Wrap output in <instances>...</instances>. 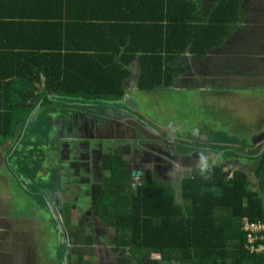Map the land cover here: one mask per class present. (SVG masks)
<instances>
[{
    "label": "trees",
    "instance_id": "1",
    "mask_svg": "<svg viewBox=\"0 0 264 264\" xmlns=\"http://www.w3.org/2000/svg\"><path fill=\"white\" fill-rule=\"evenodd\" d=\"M40 1L46 2L43 9L35 8L36 4L33 0H0V43L4 46L10 41L13 48L25 49V52L9 53L5 52L6 46L0 47V81L5 79L4 82H0V97L14 87L11 82L14 78H23V81H26L27 87L23 92L26 93L29 88H36L41 76H45L48 79L46 89L58 97L67 98L85 93L86 95L83 96L90 101L103 100L105 97V101L111 102L123 99L125 97L123 82L128 74L122 70L121 65L116 64L115 59L112 60L116 66L114 72L104 77L91 74L92 62L102 53L91 55V52H78L77 46L68 45L67 30L73 22L69 18H64L67 15H64L63 11L68 9L73 1ZM86 1H83L82 8H88ZM96 1L100 4L102 0ZM116 1L128 9L145 12L151 8L147 6L155 3L163 4L165 0ZM241 1L215 2L212 16L205 25L210 29L214 28V32L220 35H214L209 28H205L203 37L207 44L206 49L217 44L220 38L223 40L228 36L226 25L231 21L233 23L239 20ZM193 3L199 4L196 1ZM101 9L102 6L94 9L93 12ZM188 9V6L184 7L183 15ZM90 16L94 15L90 14ZM93 20L96 19L90 18V23H93ZM172 24L176 27L174 28L176 33L165 31V34L160 36L157 53L154 50H139L133 43L121 42V40L114 45L130 46V50L123 54L131 56V59L122 60L124 64L139 57L142 65L140 88L144 92L151 93L172 84L173 75L170 69L167 71L165 68V62L180 56L185 48L184 44L188 45L195 39L189 34V30L196 32L192 21L186 20L183 16L182 19L176 16L172 18ZM88 25L79 26L78 31H87ZM90 26L93 29L94 25ZM161 29L163 28H160V31ZM154 41L155 39L148 38L142 45ZM120 54L117 52L115 56ZM97 63L106 70L104 65L108 62L97 60ZM77 87L80 89L78 90ZM0 103H4L3 106L0 105L1 118L3 109L7 108L8 100L0 98ZM8 106H11V103ZM4 115L6 116L5 112ZM0 136L7 137L9 134L5 130H0ZM34 149L40 154L36 155ZM33 150L30 160L34 161L32 165L37 166L29 171H32L35 180L38 177L34 172L40 169V165L37 164L39 158L45 156L41 153H44L42 146ZM28 165L29 163L27 168ZM257 167L258 186L262 187L264 157ZM107 170H111L110 167H107ZM216 172L218 173L213 177L196 175L180 184L181 198L190 203L188 210L178 207L173 196L159 184L155 187L147 186L146 190L150 191L139 190L138 193H130L127 187L123 189L119 186L111 187L109 196L116 194L123 195L120 198L131 199V212L121 213L116 209L108 211V214L114 218L112 226L120 236L121 244L130 247L133 253L170 252L172 257L168 256L169 263L264 264V256L253 255L246 250V233L242 230L245 220L251 223L264 221V193L254 192L244 179L237 178L227 182L220 169H216ZM18 173L23 172L18 171ZM165 257L159 258L164 262L167 261Z\"/></svg>",
    "mask_w": 264,
    "mask_h": 264
},
{
    "label": "crops",
    "instance_id": "2",
    "mask_svg": "<svg viewBox=\"0 0 264 264\" xmlns=\"http://www.w3.org/2000/svg\"><path fill=\"white\" fill-rule=\"evenodd\" d=\"M72 1L70 7L63 11V14L67 15L64 18H69L73 22L67 30L68 45L77 46L78 52H91V55L102 53L92 62L90 66L91 74H99L104 77L114 72L116 66L112 60L115 59L116 64L121 65L122 70L128 74L123 82L126 96L123 101L126 103L131 99L129 102L135 108L137 107L133 101L137 100L140 108L145 110L155 111L156 113H163L165 110L170 113L171 110L177 111L180 109L183 110L185 116H189L185 112L187 106L185 101L187 98L200 97L204 99L206 96L214 97L222 92L223 88L219 85H222L224 81H235L239 84L247 83L242 87H238L239 90H245L251 82L249 79L243 80L237 71L234 73L231 71L232 66H235V61L230 56V51L235 53L239 61L245 57L244 53L247 50L248 36L251 33L248 32L246 18L255 10L256 0H242L239 3L240 13L238 17L241 22L237 20L236 22L232 23L231 21L228 23L226 25L228 27L226 30L228 34L226 35L228 36L223 40L220 38L217 44L208 49H206L207 44L203 37L205 28H209L214 35H220L214 32V28L210 29V27L205 25V22L209 21L212 16L217 0H183V3H180V0H165L163 4L155 3L147 6V8H151L145 12L128 9L125 5L118 4L116 0H102L100 4L96 0H87V9L82 8L84 0ZM193 1L199 4L196 5ZM33 2L36 4L35 8L42 9L46 3L40 0H33ZM182 5L183 7H181ZM101 6V11L93 12L94 9ZM153 6L156 7L153 8ZM186 6L189 9L183 15L184 7ZM144 8H146L145 5ZM90 14L94 16H90ZM176 16H180V19L183 16L186 20L193 22L196 32L189 30V34L195 39L188 45L184 44L185 48L180 56H175L174 59L165 62V68L167 71L170 69L173 75L172 84L166 88L157 89L152 93L153 95L143 93L140 88L142 65L139 57L124 64L122 60L131 59V56L128 57L123 54L130 50V46L122 44L116 47L114 45L121 40V42L133 43L135 48L137 47L139 50H154L157 53L160 36L164 35L165 31L171 34L176 33L174 29L176 27H173L172 24V18ZM90 18L96 20L90 23ZM85 24H89L87 31L82 30L79 32V26H84ZM90 25H94L93 29L90 28ZM239 27L241 30H238ZM160 28L164 30L161 29L160 31ZM169 28L173 30L167 31L166 29ZM148 38L155 39V41L142 45ZM237 40H241V42L231 48L230 44ZM49 41L52 42V40ZM11 45L12 42L10 41L4 46L0 43V47H7L5 52H25V49L13 48ZM117 52L121 54L116 57L115 54ZM97 60L108 62L107 65H104L106 70L101 68ZM228 60H230V63L226 64ZM98 79L96 80L98 81ZM4 80L2 79L0 82H4ZM47 81L48 79L45 76H41L36 88L31 87L26 93H23L27 87L26 81H23V78H14L11 81L14 87L10 88L6 94L2 91L4 94L0 97L3 100L7 99L8 104L11 103V106L7 104V108L3 109L6 116L2 112V117L0 118V130H5L9 134L7 137L0 136V264H62L58 233L54 229V224L51 221L50 224H47V217L44 218L41 212L32 209V193L37 191V187L20 183L16 176L18 174L17 170L11 169V166H18V171L26 175V177L20 178H29V181L34 180L32 171L30 172L29 168H27V163H34V161L30 160L33 148L49 146V143L51 141L54 142V140L55 144H57L58 140H60L58 134L62 127L69 131L70 128L77 129L80 128L79 125L84 126L85 122L82 121L81 124H78L80 119L73 118L75 113L83 115L88 111L85 109H96L101 107L102 104L97 105L94 102H87L88 98L83 96L85 93L71 96V100L68 97H58L46 89ZM255 82L252 80V83ZM215 88L216 92L210 93ZM77 89L79 90L80 88L77 87ZM223 91L229 92V90ZM61 100H69L72 103H68V106H65ZM3 104L0 103L2 106ZM8 107L13 108L9 109ZM69 114L72 115V118H69ZM201 116H205L212 121L207 113ZM212 123L216 125L215 122L212 121ZM258 127L261 129V126ZM53 128L54 133L52 132ZM228 129L230 132L235 133L234 129L230 127ZM236 133L239 136V129ZM79 137L80 141L85 142L93 139L95 142L100 140L98 136L97 138L90 137L87 139L86 136L79 134ZM33 151L36 152V155L40 154L37 149ZM41 153L42 156H45L43 152ZM108 171L110 175V170ZM260 188L258 186L255 189H251L254 192L262 193ZM108 193L109 203L106 205L115 206V209L118 210V203L122 195L111 194L109 196ZM13 196L17 203L27 205V208L22 211L16 209L11 198ZM36 200L42 202L38 197ZM112 228L114 229L113 226ZM116 236V244L124 247L137 258L145 254V251L133 253L130 247L121 244L120 236L118 234ZM88 244L90 243L82 241L80 247H74L70 253V258H66V261L69 260V264H89L88 258L90 256L97 260L93 246L91 245L90 247ZM71 246L72 242L70 249H72ZM117 249L120 250V248ZM80 255L82 256L81 260L79 258ZM153 257L155 259L151 261L152 264H177L169 263L168 257H165L167 261L164 262L159 257L154 255ZM95 259L93 261H96Z\"/></svg>",
    "mask_w": 264,
    "mask_h": 264
},
{
    "label": "flooded vegetation",
    "instance_id": "3",
    "mask_svg": "<svg viewBox=\"0 0 264 264\" xmlns=\"http://www.w3.org/2000/svg\"><path fill=\"white\" fill-rule=\"evenodd\" d=\"M256 1L255 10L246 18L247 28L250 30L248 32L251 33L248 36L245 57L239 61L235 53L230 51V56L236 64V68L232 66L231 71L233 73L237 71L245 81L249 79L263 83L259 85L261 92H264V26H261L264 24V18H262L264 17V2L263 0ZM238 42L241 40L233 41L230 47L234 48ZM229 83L230 81H224L219 86L224 87ZM214 92L216 88L210 93ZM68 99L71 100V96ZM98 101L96 103L97 105L102 104L101 107L87 108L85 109L88 110L86 114L75 113L73 118L80 119L78 124L83 121L90 125L93 118L104 119V123L96 122L99 126L96 130L94 127L87 129L81 125H79L80 128H70L69 131L62 127L58 134L60 140L54 148L56 149L54 156L60 164H63L71 191L74 187L70 197L73 202L72 207L65 212L63 217L66 220L71 218L75 220L71 230V247L73 250L74 247H80L82 241L89 242L88 246H93L97 257L96 260L90 256L89 264H94L93 259L97 264H152L151 261L155 259L153 255L172 257L170 252L160 253V255L144 252L145 254L137 258L127 249L116 244L117 236L112 228L114 218L108 214V211L115 210L116 207L106 204L109 203L108 190L116 187L119 180L125 183L118 186L122 189L129 188L130 193H138L139 190L150 191L146 190L147 186L155 187L159 184L165 187L169 195L173 196L178 207L187 210L190 203L181 198L180 184L196 175L213 177L218 173L216 169H220L227 182L240 178L255 189L256 185L251 182V179H257V165L264 157L262 154L264 153V123L255 133L247 132L248 144L246 132H243L242 128L239 129V137L236 132H230L228 128L224 129L220 124L213 125L212 121L205 116H185L183 110L180 109L171 110L170 113L165 110L163 113H156L146 109L144 113L146 116H141L143 108H140L139 103L136 105L137 108L131 106L134 110L126 108L122 101L117 104L120 108L110 109L106 104L101 103L104 99ZM87 102L95 101L87 100ZM123 114L135 118L140 125L155 130L162 141L158 139L140 141L138 131H136L135 141L118 140L117 138L121 137L122 133L116 130L117 122L124 118ZM68 116L72 118L71 114ZM109 123L115 130L113 141L85 142L79 140V134L88 138H97L99 129L103 131L102 134L111 136ZM214 128L222 134H229L233 142L229 144L215 142L211 137V133L215 131ZM52 132L54 133V128ZM239 140L244 143H240ZM50 150L48 146L44 148L45 156L50 153ZM234 150L241 154H233ZM43 160L39 158L37 164L40 165V169L34 174L45 178L50 173L44 171ZM32 166L35 168L37 165ZM107 167L111 169L110 175ZM52 173L55 174V171ZM17 179L20 180V177L17 176ZM118 206V212H131V199L120 198ZM54 229L56 230V225ZM115 248H120V250Z\"/></svg>",
    "mask_w": 264,
    "mask_h": 264
},
{
    "label": "water",
    "instance_id": "4",
    "mask_svg": "<svg viewBox=\"0 0 264 264\" xmlns=\"http://www.w3.org/2000/svg\"><path fill=\"white\" fill-rule=\"evenodd\" d=\"M133 103L137 105V100H134ZM145 110V109H143ZM107 116V113H106ZM124 118L117 122V128L118 132L122 133L121 137H118V140L121 141H135L136 140V131H138V134H140V141H153V140H160L162 141V138L159 137V134L152 129H148L145 126H142L139 124V122L126 114H123ZM112 120L111 118H109ZM63 122V121H62ZM96 122L104 123V119L99 120L98 118H93V121H91L88 125L87 122H85L84 126L89 129L94 127L96 130L99 126ZM124 122V123H123ZM54 123V122H53ZM52 123L53 127L54 124ZM126 124V126L124 125ZM84 127L83 125H81ZM105 126V125H104ZM110 129L109 132L111 136H107L102 134V130H98V138L100 140L98 141H113L115 139L114 132L115 130L112 128L111 123H109ZM103 127V126H100ZM125 131L126 134L124 133ZM133 134V135H131ZM88 139V137H86ZM92 142H95L94 139L91 140ZM256 143V142H254ZM43 148H46V146H42ZM49 148H51L50 153L47 155V157H42L44 171L49 172L50 175L48 177H38L37 179L33 181H28L25 178H20L19 182L23 185H32L37 187V191L35 193H32V206L33 210L37 212H41L42 216L44 218L47 217L46 223L50 224V221L56 225V231L58 232V241L60 243V256H61V263L62 264H69V260L66 261V258H70V253L72 249H70V244L72 240L71 230L72 226L74 225L75 220L71 218L70 220L64 219L65 212L68 211V209H71L73 202L70 200L71 194L73 192L74 187H69L70 183L68 181V176L63 168V164H60L54 154H55V143L50 142ZM264 154V153H262ZM19 169V167H17ZM29 169H33L32 164L28 165ZM203 170V169H202ZM55 171V174L52 172ZM18 172V170H17ZM23 173H18L17 176L22 177ZM210 176V174H207ZM26 177V175H24ZM258 187V182H257ZM8 188V187H7ZM9 189V188H8ZM42 200V202H39L37 199ZM41 203V204H40Z\"/></svg>",
    "mask_w": 264,
    "mask_h": 264
},
{
    "label": "rangeland",
    "instance_id": "5",
    "mask_svg": "<svg viewBox=\"0 0 264 264\" xmlns=\"http://www.w3.org/2000/svg\"><path fill=\"white\" fill-rule=\"evenodd\" d=\"M261 26H264V24H261ZM238 30H241L240 27L238 28ZM229 63H230V60L226 62V64H229ZM235 68H236V64H235ZM246 84L247 83L239 84L238 82L233 81L224 87L222 86L223 90H229V92H224L223 90H221L222 92H220V94H217L214 97L206 96L204 99H201L200 97L187 98V100L185 101V104L187 105L185 108V112L189 116L190 115L201 116L202 114L207 113L213 122H215L216 124L222 125L224 129L230 127L234 129L235 132H237L238 129L242 128V131L246 132V140H247V143L249 144L247 132L251 131L255 133L259 129L258 126L264 123V92H261V87L259 85L263 83H259L257 81L255 83H252L251 81L250 84L247 85L245 90L238 89V87H242L243 85H246ZM141 92L147 94V92H144L142 90ZM152 93L153 92L149 94H152ZM152 95H145V96H152ZM123 99L121 100L119 99V101H115V102L104 100L105 102L101 101V103L106 104L107 107H109L110 109H113V108L117 109V108H120L117 104L120 101H122V104L126 108L134 110L131 107V104L129 102L131 99L127 101L128 103L127 102L124 103ZM61 102H63L65 106H68V103H72L71 101H65V100H61ZM96 102H99V101H95L94 104ZM113 103H116V104H113ZM145 111L146 110H142L141 116L143 115L146 116L144 114ZM211 137L213 138L215 142L220 141L222 143L224 142L228 144L230 142H233L229 134H222L217 129H215V131L211 133ZM239 142L244 143L242 140H239ZM232 153L236 155L241 154V152H238L235 150L232 151ZM11 169L18 170V168L15 166L14 167L11 166ZM251 182H254V185H256L257 187V182H259V180L252 178ZM124 183L125 182L123 180H119L117 182V186L123 185ZM261 188H262V192L264 193L263 191L264 184ZM11 198L14 201V204H15L14 206L16 209H19L20 211H22L27 208V205H22L20 203H17L14 196ZM94 264H97L96 261H94Z\"/></svg>",
    "mask_w": 264,
    "mask_h": 264
},
{
    "label": "built area",
    "instance_id": "6",
    "mask_svg": "<svg viewBox=\"0 0 264 264\" xmlns=\"http://www.w3.org/2000/svg\"><path fill=\"white\" fill-rule=\"evenodd\" d=\"M244 222L242 230L246 233V250L253 255L264 256V221Z\"/></svg>",
    "mask_w": 264,
    "mask_h": 264
}]
</instances>
